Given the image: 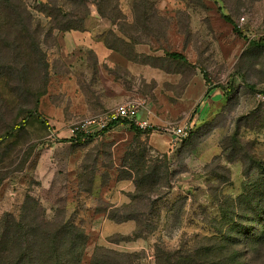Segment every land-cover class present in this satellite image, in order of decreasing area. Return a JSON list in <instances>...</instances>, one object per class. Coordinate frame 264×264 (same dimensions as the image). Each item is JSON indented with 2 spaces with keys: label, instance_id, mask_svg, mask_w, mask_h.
<instances>
[{
  "label": "rangeland",
  "instance_id": "1",
  "mask_svg": "<svg viewBox=\"0 0 264 264\" xmlns=\"http://www.w3.org/2000/svg\"><path fill=\"white\" fill-rule=\"evenodd\" d=\"M16 1L0 0V234L6 214L30 234H79L61 229L75 226L87 235L82 264L98 248L156 264L158 245L205 243L243 185L260 179L244 170L264 163V47L251 44L264 39V0H21L29 30ZM86 32L107 54L87 50L71 73L62 39ZM131 100L157 133L120 125L91 142L50 144L36 117H21L36 110L75 124ZM192 121L196 132L172 143L165 129ZM154 166L160 183L139 193L137 170ZM128 217L149 226L141 234ZM57 237L71 251L72 236Z\"/></svg>",
  "mask_w": 264,
  "mask_h": 264
},
{
  "label": "trees",
  "instance_id": "2",
  "mask_svg": "<svg viewBox=\"0 0 264 264\" xmlns=\"http://www.w3.org/2000/svg\"><path fill=\"white\" fill-rule=\"evenodd\" d=\"M8 2L14 3L12 0H8ZM10 8L14 9L12 11L18 18L25 21V29L29 30L33 21L22 1L17 0L16 5L10 4ZM223 19L234 27L236 33H240L237 24L231 17L223 15ZM59 30L68 31L69 29ZM70 30L71 32L74 31L73 28ZM251 44L264 47V39L252 41ZM168 56L173 60L188 63L182 54L170 53ZM224 95L230 97L231 91H226ZM26 114L25 116L24 112L22 113L23 120L36 117L51 134L53 129L50 121L39 116L36 110H29ZM120 125H127L132 131L140 132L133 124L120 120L109 126L99 136L87 137L78 134L63 142L71 145L91 142ZM195 132L196 128L191 136ZM253 164L251 169L244 170V176L249 179L253 171H258L260 179L243 185L241 195L228 205L230 210H222L221 229L210 236H206L205 243L199 245L196 242L193 246H182L176 250H169L158 245L156 264H264V163L254 160ZM159 169L155 166L151 167L150 173L147 167L137 170L136 187L139 193L145 192V187L151 188L160 183ZM132 201H137V196H134ZM127 220L136 221L137 230L141 234L144 233V228L149 226H145V222L139 217H128L125 221ZM67 228L79 234H44L47 237L45 238L43 234H30V231L14 216L4 215L1 221V229L4 230V234H0V264H71L72 258H74L73 264H82L84 250L80 245L87 241V235L75 226L67 225L61 229L67 231ZM59 235L72 236L71 251L55 244ZM52 236H56L54 237L55 241L50 239ZM139 237L141 236L136 234V238ZM41 241H44L45 247L39 249L37 247ZM242 246L246 247L244 248L247 249L248 254L242 252ZM138 256L135 253L126 254L98 248L93 256L92 264H133L135 260L140 259Z\"/></svg>",
  "mask_w": 264,
  "mask_h": 264
},
{
  "label": "built area",
  "instance_id": "3",
  "mask_svg": "<svg viewBox=\"0 0 264 264\" xmlns=\"http://www.w3.org/2000/svg\"><path fill=\"white\" fill-rule=\"evenodd\" d=\"M144 103L139 100H131L123 105L117 106L108 113L90 116L81 122H77L70 126L64 127L62 130H57L54 126L53 131L49 136L50 144L63 142L72 137L82 134L84 136H99L100 133L106 131L109 126L120 121L125 120L133 124L142 133H157L158 130L147 120L143 119L142 113L144 111ZM195 127L193 123H183L179 126H173L165 129L171 137L174 144H180L187 140L193 133ZM49 145H46L48 148Z\"/></svg>",
  "mask_w": 264,
  "mask_h": 264
},
{
  "label": "crops",
  "instance_id": "4",
  "mask_svg": "<svg viewBox=\"0 0 264 264\" xmlns=\"http://www.w3.org/2000/svg\"><path fill=\"white\" fill-rule=\"evenodd\" d=\"M91 35L93 34L89 32H86L85 34H80L79 36L76 34H68L67 36H64V38L62 39V55L61 56H62L64 64L70 70L71 73L78 72L81 69L80 65L85 64L87 57L84 56V53L87 50L95 49L96 52L94 53L97 55V52H98L100 56L107 54V51L105 49H102L101 43H98L96 45L94 44L95 41H93V39L89 37ZM84 36H86V38H84ZM97 46L101 47L99 51H97L96 49ZM98 60L100 61V63H102L101 58H98ZM132 71L136 73L137 69L133 67ZM75 93L76 95H82V93L80 92H75ZM213 93H216V91L213 90L209 96H211ZM106 94H108V91L106 92ZM218 95L220 97V94L218 93L215 96H218ZM83 105H84L83 107L87 106L85 105V102L83 103ZM71 111L73 112V110ZM192 123L194 125L197 123V121H192ZM50 124L54 127H57V130L59 129L62 130L64 127L70 126L73 123H66L60 120H54V121H51Z\"/></svg>",
  "mask_w": 264,
  "mask_h": 264
}]
</instances>
